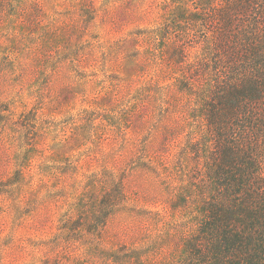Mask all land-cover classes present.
I'll return each mask as SVG.
<instances>
[{
	"label": "rangeland",
	"instance_id": "obj_1",
	"mask_svg": "<svg viewBox=\"0 0 264 264\" xmlns=\"http://www.w3.org/2000/svg\"><path fill=\"white\" fill-rule=\"evenodd\" d=\"M0 8V264H180L210 191L193 149L207 97L185 73L213 41L203 16L187 0Z\"/></svg>",
	"mask_w": 264,
	"mask_h": 264
},
{
	"label": "trees",
	"instance_id": "obj_2",
	"mask_svg": "<svg viewBox=\"0 0 264 264\" xmlns=\"http://www.w3.org/2000/svg\"><path fill=\"white\" fill-rule=\"evenodd\" d=\"M187 1L213 37L185 71L207 97L206 138L193 149L210 191L180 264H264V0Z\"/></svg>",
	"mask_w": 264,
	"mask_h": 264
}]
</instances>
